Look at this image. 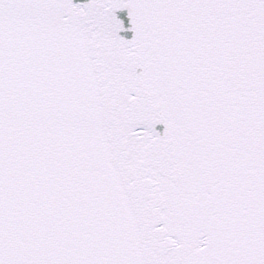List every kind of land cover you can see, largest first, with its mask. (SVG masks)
Returning a JSON list of instances; mask_svg holds the SVG:
<instances>
[{
	"label": "snow or ice",
	"instance_id": "obj_1",
	"mask_svg": "<svg viewBox=\"0 0 264 264\" xmlns=\"http://www.w3.org/2000/svg\"><path fill=\"white\" fill-rule=\"evenodd\" d=\"M0 264H264V0H0Z\"/></svg>",
	"mask_w": 264,
	"mask_h": 264
},
{
	"label": "water",
	"instance_id": "obj_2",
	"mask_svg": "<svg viewBox=\"0 0 264 264\" xmlns=\"http://www.w3.org/2000/svg\"><path fill=\"white\" fill-rule=\"evenodd\" d=\"M118 15L123 16V15H125V12H120V13H118ZM128 35H130V33ZM158 127H162V126H158Z\"/></svg>",
	"mask_w": 264,
	"mask_h": 264
}]
</instances>
